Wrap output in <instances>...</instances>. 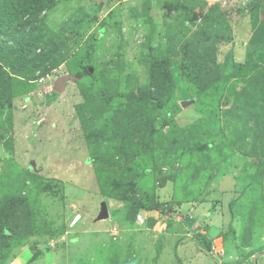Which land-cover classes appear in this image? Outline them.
I'll list each match as a JSON object with an SVG mask.
<instances>
[{"label":"rangeland","instance_id":"rangeland-1","mask_svg":"<svg viewBox=\"0 0 264 264\" xmlns=\"http://www.w3.org/2000/svg\"><path fill=\"white\" fill-rule=\"evenodd\" d=\"M251 1L33 6L34 44L0 45V264H182L194 234L204 264H264V0Z\"/></svg>","mask_w":264,"mask_h":264},{"label":"trees","instance_id":"trees-1","mask_svg":"<svg viewBox=\"0 0 264 264\" xmlns=\"http://www.w3.org/2000/svg\"><path fill=\"white\" fill-rule=\"evenodd\" d=\"M42 1L43 0H0V45L3 47L7 46L5 48H7L10 53L12 50H18L20 48L22 49V47L25 46L30 47L32 44H34L32 39L33 37L37 36V30H39L44 24H42L43 17H37V14L34 13L33 6L35 5V9L39 11L40 7L42 6ZM259 2L260 0H252L248 4V9H256ZM101 31L102 30H99V33ZM193 64L194 63H192V60H189V62L185 64V69L188 71L194 70ZM165 65L166 58H161L159 55L153 57V67L151 70L153 71L154 75L157 74L156 77L154 76L153 80V86L156 88V90H162V88L167 89L170 85L171 74H169V72L166 70ZM197 77H199V80L201 81H205V79L208 80L207 78L204 79L200 75ZM204 87L209 88L210 84H205ZM164 92L165 91L163 90L161 93ZM154 93L155 92H153V95ZM177 107V104H175V107L173 108L175 110H173L174 112H176ZM147 129L149 133H151L149 126H147L143 131H146ZM128 184H134V181L130 180ZM146 206L156 209L161 208L155 201ZM136 208L139 209L143 207L138 205ZM6 231H8V227L4 226L3 233ZM198 238L199 235L195 234L196 242L199 241ZM198 244L199 242H197V245Z\"/></svg>","mask_w":264,"mask_h":264},{"label":"crops","instance_id":"crops-1","mask_svg":"<svg viewBox=\"0 0 264 264\" xmlns=\"http://www.w3.org/2000/svg\"><path fill=\"white\" fill-rule=\"evenodd\" d=\"M146 211V210H145ZM149 210H147L146 211V213L148 212ZM150 211H151V209H150ZM141 213H143V212H141ZM144 215V214H143ZM187 220V219H186ZM192 225L193 226H196L197 228H199L200 227V224H199V222H197V220L196 219H194V222L192 223ZM194 233V232H193ZM186 235L188 236L189 235V233H186ZM170 237L172 238L173 237V239L175 238V237H177L176 235H170ZM194 237H195V234H194ZM176 239V238H175ZM188 238H186V240H187ZM189 240V239H188ZM190 242V243H189ZM187 241V242H185V244L186 245H189V248L187 247V249H186V251H188V257H186V256H180L181 257V259H182V264H191V260H193L192 261V264H204V263H202L203 262V257H204V255H202V249L201 248H198V250L196 249V247L194 248V243H197L196 242V239L194 238V240H192V241ZM185 244L184 243H182V241H181V243H180V245H178L177 246V249H175L178 253H183V248H185L184 246H185ZM190 246H191V248H190ZM203 250H205V249H203ZM179 251H181V252H179ZM163 253V252H162ZM184 254V253H183ZM264 254V253H263ZM19 260H20V258H18V257H13V259L11 260V261H13V264H18L19 263ZM199 261V262H198Z\"/></svg>","mask_w":264,"mask_h":264},{"label":"water","instance_id":"water-1","mask_svg":"<svg viewBox=\"0 0 264 264\" xmlns=\"http://www.w3.org/2000/svg\"><path fill=\"white\" fill-rule=\"evenodd\" d=\"M89 72H92V67H89ZM68 80L67 76L66 75H61L57 78V80L55 81V84L53 86V90L55 92H62L63 88H64V83ZM185 102H189L187 100H184L183 103ZM100 216L103 218L105 216H107V208L104 206L101 210V214ZM254 260H255V257H254Z\"/></svg>","mask_w":264,"mask_h":264}]
</instances>
